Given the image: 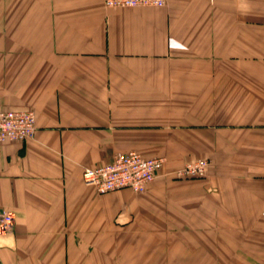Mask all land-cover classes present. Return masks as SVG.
I'll list each match as a JSON object with an SVG mask.
<instances>
[{"label":"crops","instance_id":"1","mask_svg":"<svg viewBox=\"0 0 264 264\" xmlns=\"http://www.w3.org/2000/svg\"><path fill=\"white\" fill-rule=\"evenodd\" d=\"M30 108L0 264H264V0H0V110ZM131 150L166 158L144 192L84 181Z\"/></svg>","mask_w":264,"mask_h":264},{"label":"built area","instance_id":"2","mask_svg":"<svg viewBox=\"0 0 264 264\" xmlns=\"http://www.w3.org/2000/svg\"><path fill=\"white\" fill-rule=\"evenodd\" d=\"M107 7H134L140 5L164 6L167 0H104ZM37 116L34 109L0 110V145L5 142L25 141L35 136ZM165 157H145L131 150L118 155L113 161L83 171V179L100 193L129 187L144 192L165 164ZM211 160L196 157L176 171L178 177L198 178L206 175ZM12 211L0 207V232L13 228Z\"/></svg>","mask_w":264,"mask_h":264}]
</instances>
